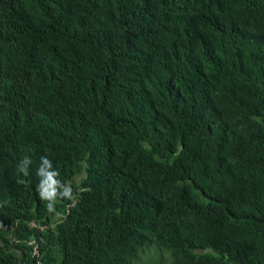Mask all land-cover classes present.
I'll use <instances>...</instances> for the list:
<instances>
[{
  "label": "trees",
  "instance_id": "trees-1",
  "mask_svg": "<svg viewBox=\"0 0 264 264\" xmlns=\"http://www.w3.org/2000/svg\"><path fill=\"white\" fill-rule=\"evenodd\" d=\"M151 248L264 264V0H0V264Z\"/></svg>",
  "mask_w": 264,
  "mask_h": 264
},
{
  "label": "rangeland",
  "instance_id": "rangeland-1",
  "mask_svg": "<svg viewBox=\"0 0 264 264\" xmlns=\"http://www.w3.org/2000/svg\"><path fill=\"white\" fill-rule=\"evenodd\" d=\"M155 248H151L147 250L146 256L144 259H137V263L143 264L146 263L148 260L150 261H156L158 263H166L170 260V254L166 250H156L157 252H154ZM133 262V261H132Z\"/></svg>",
  "mask_w": 264,
  "mask_h": 264
}]
</instances>
